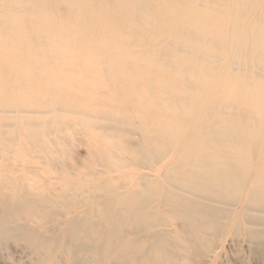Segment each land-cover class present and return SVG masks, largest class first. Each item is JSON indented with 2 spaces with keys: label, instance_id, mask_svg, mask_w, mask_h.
<instances>
[{
  "label": "bare ground",
  "instance_id": "obj_1",
  "mask_svg": "<svg viewBox=\"0 0 264 264\" xmlns=\"http://www.w3.org/2000/svg\"><path fill=\"white\" fill-rule=\"evenodd\" d=\"M227 236L264 244V0H0V244L181 264Z\"/></svg>",
  "mask_w": 264,
  "mask_h": 264
},
{
  "label": "rangeland",
  "instance_id": "obj_2",
  "mask_svg": "<svg viewBox=\"0 0 264 264\" xmlns=\"http://www.w3.org/2000/svg\"><path fill=\"white\" fill-rule=\"evenodd\" d=\"M71 137L70 134L68 139ZM72 141H69L68 150L70 148L72 153L76 150L80 151V145H83L81 139H75L73 143ZM245 240L227 236L223 241L216 242L208 256L200 257L192 254L181 264H264V244L252 245ZM7 243L9 242L0 244V264H34L36 256L30 250L24 249L23 245ZM57 261V264H66V256L60 254ZM77 264H87V262Z\"/></svg>",
  "mask_w": 264,
  "mask_h": 264
}]
</instances>
